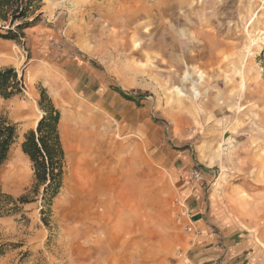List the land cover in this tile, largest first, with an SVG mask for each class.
Wrapping results in <instances>:
<instances>
[{"label": "rangeland", "instance_id": "rangeland-1", "mask_svg": "<svg viewBox=\"0 0 264 264\" xmlns=\"http://www.w3.org/2000/svg\"><path fill=\"white\" fill-rule=\"evenodd\" d=\"M36 4L30 27L54 29L49 49L67 47L72 59L86 62L113 89L107 103L114 96L120 102L109 112L91 91L71 90L84 116L88 108L106 115L110 124L90 129L108 133L113 146L99 169L84 176L86 189L71 199L66 155L63 185L49 202L21 146L24 134L37 126L12 108L19 114L18 108L33 104L35 114H45L32 92L43 86L26 72L36 47L25 37L23 45L13 41V53L24 56L19 73L26 74L18 98L30 104H9L0 96V117L18 127L0 168V264H192L188 235H197L188 196L182 194L180 172L170 170L179 164L174 154L182 151L190 155L189 175L194 169L203 174L197 181L208 208L216 201V209L235 220L214 222L215 263L235 252L231 241L237 233L247 261L256 240L249 212L255 196L264 193V0ZM13 60L0 57V67ZM51 98L61 117L72 107L63 97ZM100 178L104 182L97 187ZM223 196L231 201L223 203ZM232 198L243 199L236 204L245 214L234 212Z\"/></svg>", "mask_w": 264, "mask_h": 264}, {"label": "crops", "instance_id": "crops-1", "mask_svg": "<svg viewBox=\"0 0 264 264\" xmlns=\"http://www.w3.org/2000/svg\"><path fill=\"white\" fill-rule=\"evenodd\" d=\"M55 31L51 29V27H46L44 25H39L37 27H30L25 29V38L29 42L32 43L33 47H38L39 49L31 50V57L29 58L30 62L27 64L26 72L33 76L32 82L40 83L44 88H47V91L53 98H64L63 93H67L70 96L71 90H78L83 92H92V96L95 95L97 99L95 102L101 106V108H105L109 112H112V107L114 104H117V96L113 94V100L107 103V97L111 95L112 97V88L109 85H105L101 79V76L93 70L88 68L86 62L78 61V58L72 59L74 57L73 54L68 52L67 47H62L61 50H50L48 47V43L52 41L51 38L54 37ZM85 41L83 36L81 37L80 42ZM0 45H3L4 52H6V48L8 52H11L13 56V46L15 45L13 41L1 39ZM16 60L11 62H3L6 65L1 66L0 68L5 67H14L17 70L24 63V56H14ZM2 62V61H1ZM19 71V70H18ZM25 75L26 82V74L23 70L21 74ZM63 88V89H62ZM33 95L36 99L40 98V93L36 90V88L32 89ZM17 97V98H16ZM5 100V99H4ZM7 103L12 101H18L19 103H28V101H20L18 95L5 100ZM13 112L22 117H28L29 114H17L15 112V107L12 106ZM17 109V108H16ZM101 111V110H100ZM107 111V112H108ZM102 116L101 122H105L106 124H110L107 121L106 115ZM117 117V115H115ZM62 118V117H61ZM118 118V117H117ZM119 118H122V115H119ZM126 122V120H125ZM140 128V126H138ZM127 129V128H126ZM125 129V130H126ZM138 130L137 126L135 127ZM122 128L120 127L119 131ZM155 155L159 158V154H153V158ZM189 153L186 151L179 152L178 154H174V161L179 163L178 166L170 167L173 172H180V176L178 178L182 179V194L187 195L188 204L187 209L191 212L189 213V222H191L194 226V234L197 236L191 237L188 235V248H187V259L192 264H217L215 263V236L212 232L214 222L221 223L224 225V221L226 224H234L235 220L233 217L226 218L224 215V209L217 210L216 209V201L211 203V208H208V205L205 201L204 192L202 190V184L199 181L195 180L191 175H189L190 170V157ZM191 174V173H190ZM254 206L250 209L249 212V224L250 230L253 235H255L256 240H254L253 251L248 253L247 261L244 256V252L241 251L240 245L242 244L240 238V233L234 234L237 236L233 241L232 249L234 248L235 252L231 254V256L225 257L220 264H264V193H259L255 196ZM218 199V198H216ZM223 203L226 201L230 202V198L228 196H223ZM215 200V199H214ZM218 201V200H217ZM233 201V209L235 213L245 214L241 212L237 204L238 202H243L241 200L232 198ZM235 204V205H234ZM209 209V210H208ZM240 219V216H238ZM237 217V218H238ZM226 218V220H224ZM238 227L231 228L235 231ZM259 230L260 231L259 233ZM262 236V238H261ZM241 243V244H240ZM235 245V246H234ZM252 246V243L249 244V247ZM261 248V249H259ZM257 249V250H256ZM259 250H262L260 252Z\"/></svg>", "mask_w": 264, "mask_h": 264}, {"label": "trees", "instance_id": "trees-1", "mask_svg": "<svg viewBox=\"0 0 264 264\" xmlns=\"http://www.w3.org/2000/svg\"><path fill=\"white\" fill-rule=\"evenodd\" d=\"M39 0H0V38L23 45L25 29L31 26L28 19L39 9ZM6 23V24H2ZM264 54V51H263ZM25 75L14 67L0 68V96L10 99L23 94ZM39 105L45 112L36 129L24 134L22 151L30 159L38 187L44 186L49 202L59 193L66 174L65 148L60 132L61 112L40 88ZM18 137L17 124L0 117V168L8 160L10 150Z\"/></svg>", "mask_w": 264, "mask_h": 264}, {"label": "bare ground", "instance_id": "bare-ground-1", "mask_svg": "<svg viewBox=\"0 0 264 264\" xmlns=\"http://www.w3.org/2000/svg\"><path fill=\"white\" fill-rule=\"evenodd\" d=\"M5 51L6 52H4L3 45H0V57L7 61L14 59L13 54L8 52L7 48ZM64 98L68 100V104H72V107L70 106L68 110L70 114L66 111L63 112L60 127L69 166V182L71 181V189L69 190L68 197L71 199L70 197H72V195L79 196L81 193L79 191L86 189L83 184L84 176L92 170H98L100 164L105 162L109 157L112 151L113 139L109 138L108 133L98 134L99 130L90 129V124L101 122V117L96 116L94 111L88 108L89 106L87 107L88 113L84 116V108L79 102L71 98L67 93H64ZM69 100L74 101L72 102ZM17 110L22 114L27 112L30 113L28 115L29 126L33 125L36 127L42 117L40 113L38 115L34 113L33 104L27 107H20ZM78 122H84V125L80 128L77 126L75 127V123L78 124ZM92 151L97 152L93 158L88 156V152ZM97 174L100 175V172L98 171ZM103 182L104 180L100 178L97 182V187L102 185Z\"/></svg>", "mask_w": 264, "mask_h": 264}, {"label": "built area", "instance_id": "built-area-1", "mask_svg": "<svg viewBox=\"0 0 264 264\" xmlns=\"http://www.w3.org/2000/svg\"><path fill=\"white\" fill-rule=\"evenodd\" d=\"M60 46L61 45H59V48H60ZM191 175L196 180L201 181L203 179V174H202V172L200 170H197V169L192 170Z\"/></svg>", "mask_w": 264, "mask_h": 264}]
</instances>
